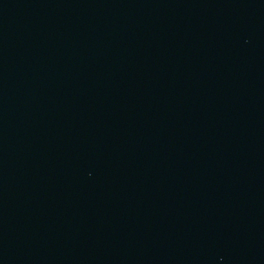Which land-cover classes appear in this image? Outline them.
<instances>
[{
	"label": "water",
	"instance_id": "obj_1",
	"mask_svg": "<svg viewBox=\"0 0 264 264\" xmlns=\"http://www.w3.org/2000/svg\"><path fill=\"white\" fill-rule=\"evenodd\" d=\"M0 264H264V0H0Z\"/></svg>",
	"mask_w": 264,
	"mask_h": 264
}]
</instances>
